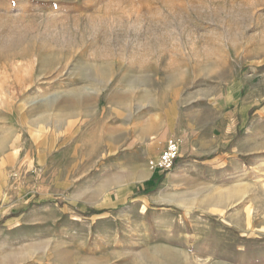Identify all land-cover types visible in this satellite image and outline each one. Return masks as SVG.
<instances>
[{"label": "rangeland", "instance_id": "obj_1", "mask_svg": "<svg viewBox=\"0 0 264 264\" xmlns=\"http://www.w3.org/2000/svg\"><path fill=\"white\" fill-rule=\"evenodd\" d=\"M0 264H264V0H0Z\"/></svg>", "mask_w": 264, "mask_h": 264}, {"label": "built area", "instance_id": "obj_2", "mask_svg": "<svg viewBox=\"0 0 264 264\" xmlns=\"http://www.w3.org/2000/svg\"><path fill=\"white\" fill-rule=\"evenodd\" d=\"M179 145L174 140L167 142L166 148L159 154L158 157L152 159L149 165L152 170L171 171L179 158Z\"/></svg>", "mask_w": 264, "mask_h": 264}, {"label": "trees", "instance_id": "obj_3", "mask_svg": "<svg viewBox=\"0 0 264 264\" xmlns=\"http://www.w3.org/2000/svg\"><path fill=\"white\" fill-rule=\"evenodd\" d=\"M166 174H167V173H166ZM166 174L164 173V175H163V176H165Z\"/></svg>", "mask_w": 264, "mask_h": 264}, {"label": "bare ground", "instance_id": "obj_4", "mask_svg": "<svg viewBox=\"0 0 264 264\" xmlns=\"http://www.w3.org/2000/svg\"><path fill=\"white\" fill-rule=\"evenodd\" d=\"M111 29V28H110Z\"/></svg>", "mask_w": 264, "mask_h": 264}]
</instances>
